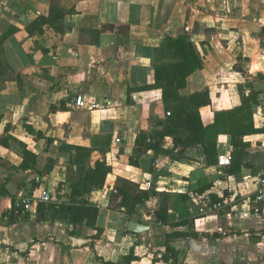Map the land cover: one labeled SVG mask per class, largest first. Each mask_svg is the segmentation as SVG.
Returning <instances> with one entry per match:
<instances>
[{
	"label": "crops",
	"instance_id": "crops-1",
	"mask_svg": "<svg viewBox=\"0 0 264 264\" xmlns=\"http://www.w3.org/2000/svg\"><path fill=\"white\" fill-rule=\"evenodd\" d=\"M53 4L65 13L60 28L29 32ZM181 35L194 43L203 65L181 94L210 90L211 104L199 109L205 125L217 111L241 104L240 94L250 92L246 83L259 92L252 104L258 132L245 138L240 171L229 172L233 147L226 133L217 144L219 157L230 159L225 166L209 165L201 145L179 159L159 154L154 161L149 150L140 166L129 162L140 132L161 129L155 120L164 116L162 89L141 87L155 83L157 48L167 36ZM263 56L264 0H0V139L9 144L0 141V192L11 182L17 199L48 188L58 201H70L73 186L97 160L112 168L104 186L85 194L100 206L96 238L95 228L75 229L50 214L38 221L30 212L25 219L23 211L12 220V197L0 194V264H107L123 261L132 247L140 257L132 264H174L160 258L173 232L187 233L170 242L181 264H264V200L256 199L264 179ZM241 69L251 76L244 85ZM68 145L93 151L76 163ZM25 148L37 156L35 168H20ZM51 164L50 172L37 171ZM119 177L140 187L151 180L158 191L171 193L207 179L213 182L208 193L224 201L201 214L198 198L190 200L191 223L172 226L155 222L153 198V211H140L150 231L133 233L126 214L110 206Z\"/></svg>",
	"mask_w": 264,
	"mask_h": 264
},
{
	"label": "trees",
	"instance_id": "trees-1",
	"mask_svg": "<svg viewBox=\"0 0 264 264\" xmlns=\"http://www.w3.org/2000/svg\"><path fill=\"white\" fill-rule=\"evenodd\" d=\"M64 16L65 13L53 4L48 17H39L27 29L29 32L35 30L39 33L44 32L43 25L58 29L60 28L58 22ZM5 37L6 34L3 35V39ZM155 60V83L143 86L141 90L149 88L162 89V102L170 114L165 115L156 123V126H161V129L151 133L144 130L140 132L134 152L129 157V162L135 166H140L141 157L147 154L149 150H153L155 153L154 161L159 154L168 156L171 159H179L186 153L188 148L201 145L204 149L207 163L209 165L218 163V136L221 133H226L231 135L233 147L229 172L240 171L243 164L242 158L248 153L249 147V142L245 138L258 132L254 125L252 104L258 101L259 92L251 88V84L246 83L243 87L249 89L250 92L240 94L241 104L229 110L217 111L214 122L205 125L199 109L202 106L211 104L210 90L205 89L190 95L181 94V90L187 85L189 75L203 67L200 55L191 39L187 35H181L177 38L167 36L157 48ZM29 130L34 131L32 127ZM168 137L172 138V148H167L163 145V142ZM0 141L9 146L6 140L0 139ZM67 148L71 151H76V163L84 162V159L89 157L93 151L91 148L78 145H68ZM23 155L24 161L20 168H35L38 164L37 156L27 148L23 150ZM52 168L53 165L51 164L45 169H38L37 171L39 173H48ZM111 170L112 168L107 164L106 160H97L94 166H90L85 171L82 183L73 186L70 201L36 202L34 206L36 219L38 221H46L50 214L53 220L65 221L75 229L81 225L93 227L98 230L94 237H99L101 229L97 227V219L100 206L86 200L85 194L91 192L94 188L104 186L106 177ZM212 186V181L204 179L196 189L182 193H171L158 191L154 184L150 189H144L136 182L119 177L110 192V206L125 213L129 220L137 219L142 222L143 218L140 216L142 205L153 198H157L158 205L153 212L157 224L189 225L192 218L190 208L186 204L188 201L198 198L200 209L203 207L209 209L213 204L224 201V197H220L213 192L208 193ZM0 194L12 197L13 207L9 217L15 220L14 214H21L24 211L18 204L17 196L11 195L5 185L2 187ZM78 195H80L79 199L76 198ZM170 210H173V213ZM177 214L180 220L176 221ZM25 215V219H28L29 212H25ZM191 234L194 235V233ZM185 235L187 233L184 232L167 234V240L163 245L164 248L160 251V258L164 261H173L174 264H181L179 262V251L170 242L173 236ZM97 258L100 257L97 256ZM137 260H140V257L135 254L132 247L130 252L125 255L123 261H110L107 264H132Z\"/></svg>",
	"mask_w": 264,
	"mask_h": 264
},
{
	"label": "built area",
	"instance_id": "built-area-1",
	"mask_svg": "<svg viewBox=\"0 0 264 264\" xmlns=\"http://www.w3.org/2000/svg\"><path fill=\"white\" fill-rule=\"evenodd\" d=\"M77 103L79 105H84V102L82 100V96L77 97ZM117 142H120V139H117ZM159 163V160H157ZM230 163V159H228L225 156H220L218 164L221 166H225ZM153 186V182L151 180L145 181L144 184H141V188L144 189H150ZM258 201L264 200V179L261 180V185L258 190V195L256 197ZM52 201H58V198L55 196L53 191L51 189H44L41 191L40 195L37 196H24L18 199V204L22 207V209L26 212L34 213V206L36 202H52ZM220 205V203L213 204V206H210L209 209L207 208H201L200 212L205 213L208 210H212L217 208Z\"/></svg>",
	"mask_w": 264,
	"mask_h": 264
},
{
	"label": "water",
	"instance_id": "water-1",
	"mask_svg": "<svg viewBox=\"0 0 264 264\" xmlns=\"http://www.w3.org/2000/svg\"><path fill=\"white\" fill-rule=\"evenodd\" d=\"M261 61L263 63L262 68L264 69V56L261 57ZM7 188L9 192L13 195H15L18 191L17 186L15 183L9 182L7 184ZM151 226L148 223L140 222L138 220H130L128 223V230L133 233H145L150 231Z\"/></svg>",
	"mask_w": 264,
	"mask_h": 264
},
{
	"label": "rangeland",
	"instance_id": "rangeland-1",
	"mask_svg": "<svg viewBox=\"0 0 264 264\" xmlns=\"http://www.w3.org/2000/svg\"><path fill=\"white\" fill-rule=\"evenodd\" d=\"M243 58V57H242ZM238 64H236V66H237ZM240 79L242 80V82H241V84L242 85H244L245 83H246V81L249 79V77H251L250 76V74L248 73V72H246V70H243V69H241V71H240ZM160 108L162 109V111H164V116L165 115H169L170 114V112H168L167 111V109H166V107H165V104L162 102V105H160ZM164 116H162V117H164ZM162 117H159L157 120H155V125H156V123L160 120V119H162ZM160 129V128H159ZM168 139H170L171 140V145H172V147H173V143H172V138L170 137V138H168ZM167 138L165 139V141L163 142V145L165 146L166 145V142H170V140H168ZM171 147V148H172ZM155 201L156 200H151L150 201V203H146V204H144V205H142V207H141V210L143 209V210H147V211H149V213L151 212V211H153V207H154V205H155Z\"/></svg>",
	"mask_w": 264,
	"mask_h": 264
}]
</instances>
